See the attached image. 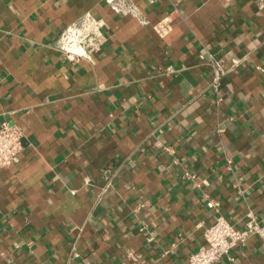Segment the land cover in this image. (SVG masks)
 Here are the masks:
<instances>
[{"label":"crops","instance_id":"obj_1","mask_svg":"<svg viewBox=\"0 0 264 264\" xmlns=\"http://www.w3.org/2000/svg\"><path fill=\"white\" fill-rule=\"evenodd\" d=\"M134 1L146 22L0 0V122L24 132L0 168V264H188L215 214L264 222V0ZM86 13L104 42L68 59ZM211 57L233 66L218 92ZM229 254L214 264H264L256 237Z\"/></svg>","mask_w":264,"mask_h":264},{"label":"built area","instance_id":"obj_2","mask_svg":"<svg viewBox=\"0 0 264 264\" xmlns=\"http://www.w3.org/2000/svg\"><path fill=\"white\" fill-rule=\"evenodd\" d=\"M109 7L116 13L131 15L142 22H146L143 11L134 0H105ZM179 11L177 7L174 9ZM171 14L165 15L155 24V29L165 34L169 29ZM101 21L86 13L79 21L71 23L61 32L60 40L68 59L78 56L91 57L92 52L98 50L104 42L105 35L101 30ZM212 70L210 73V85L218 92L221 78L231 70L233 66H225L221 59H210ZM237 62H234L236 64ZM165 71L172 73L175 69L167 66ZM219 100V99H218ZM24 132L16 123L8 121L0 122V168L9 166L19 159V153L23 146ZM110 170L104 171L106 185L111 183ZM188 175V174H186ZM241 191L240 188H238ZM250 237L258 238L264 245V222L249 210L242 225L230 221L221 214H215L213 220L203 229V243L187 256L188 264H214L223 256H230V251L244 245Z\"/></svg>","mask_w":264,"mask_h":264}]
</instances>
